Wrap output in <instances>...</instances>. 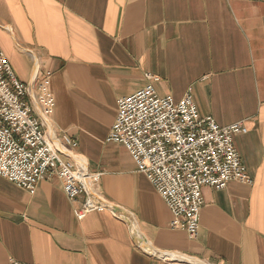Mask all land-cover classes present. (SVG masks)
Here are the masks:
<instances>
[{
  "label": "crops",
  "instance_id": "obj_1",
  "mask_svg": "<svg viewBox=\"0 0 264 264\" xmlns=\"http://www.w3.org/2000/svg\"><path fill=\"white\" fill-rule=\"evenodd\" d=\"M0 47L22 83L50 78L47 134L78 142L66 160L113 206L78 220L59 180L31 195L0 177V264H264V0H0ZM150 83L248 130L235 145L254 185L205 187L196 239L107 141L118 101Z\"/></svg>",
  "mask_w": 264,
  "mask_h": 264
},
{
  "label": "built area",
  "instance_id": "obj_2",
  "mask_svg": "<svg viewBox=\"0 0 264 264\" xmlns=\"http://www.w3.org/2000/svg\"><path fill=\"white\" fill-rule=\"evenodd\" d=\"M147 79L158 81L151 75ZM150 83L118 101V114L108 142L128 151L169 209L174 230L199 235L205 205L203 189L226 190L230 184L254 185L235 138L247 134L242 124L220 127L202 117L192 90L179 101L161 96ZM56 101L49 77L24 84L0 47V177L34 195L40 182L56 179L70 201L78 202V220L94 212L113 211L101 195V176L74 159L78 142L63 136L62 145L47 134ZM11 264H22L12 262Z\"/></svg>",
  "mask_w": 264,
  "mask_h": 264
},
{
  "label": "bare ground",
  "instance_id": "obj_3",
  "mask_svg": "<svg viewBox=\"0 0 264 264\" xmlns=\"http://www.w3.org/2000/svg\"><path fill=\"white\" fill-rule=\"evenodd\" d=\"M78 161V160H77Z\"/></svg>",
  "mask_w": 264,
  "mask_h": 264
}]
</instances>
